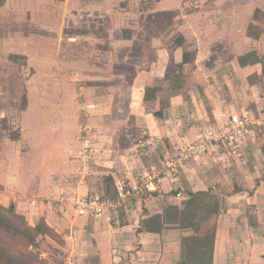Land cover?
<instances>
[{"label":"crops","instance_id":"1","mask_svg":"<svg viewBox=\"0 0 264 264\" xmlns=\"http://www.w3.org/2000/svg\"><path fill=\"white\" fill-rule=\"evenodd\" d=\"M12 1L16 12L10 20L15 28L3 38L2 55L7 53L23 60L35 58L31 62L37 68L50 70L58 55L55 52L59 48L53 45L58 38L36 31L25 35L22 24L25 22L30 29L39 24L47 30H55L60 23L67 26V19L71 18L66 11L77 2L80 9L82 1L74 0L69 5L70 0H65L57 4L63 5V14L48 4L46 17L31 20L23 13L27 0ZM127 2L134 6L133 0ZM93 3L99 8L112 4L110 0ZM6 5L7 1L0 0V13L4 11L5 15L10 14ZM192 5L193 0L183 2L187 13L182 15L178 11L181 19L175 22L185 25V31L178 30L184 32V41L176 39L163 26L165 22L159 20L158 24L154 16L160 33L151 38L144 30L145 44L138 43L141 46L134 44L139 34L130 32L134 30L133 24L121 27L115 19L103 23L101 14H95L93 24L86 20L85 13L80 17V27L84 30L87 25L93 26L94 33L82 30L73 36L66 35L68 43L76 42L79 49L85 50L79 60L80 77L85 82L108 79L113 62L108 59L103 63L100 57H111L110 54L116 58L117 67L121 63L134 74L131 81L115 87L107 83L95 85V91L103 92L93 97V107L89 106L95 115L83 117L94 138L93 160L80 155L85 147L79 136L80 118L69 115L70 109L64 105L55 108L60 102L53 97L41 102L40 106H45L40 111L36 107L33 112L32 107L21 113L36 116L37 126L25 124L16 130H5L0 140V204L20 215L25 226L34 228L37 250L45 244L56 249L57 254L43 260L45 263L182 264L187 260L188 264H197V237L208 231L214 235V243L212 259L204 264H264L261 126L249 130L245 144L239 148L242 163L232 150L233 156L228 154V159L224 154L217 156L218 164L214 155H209L207 168L212 173L208 174L194 162L175 175L167 174L165 168L156 164L157 156L174 151L173 144L181 146L196 138L198 120L208 127L222 125L240 118L242 113L257 117L264 108V0H210L205 9H212H204L201 14L192 10ZM54 10L62 14L60 19H56ZM161 11L159 7L158 12ZM150 21L152 17L148 15L143 27L145 23L151 25ZM67 27L66 31L73 28L71 23ZM118 30L125 35L120 36ZM131 45L132 52L127 49ZM64 47L68 51L73 49L66 44ZM202 52L207 54L205 60L200 58ZM44 56L49 57L47 63L51 68L41 66L46 63ZM86 88L84 91H88ZM5 117L2 115V119ZM69 122L75 125L67 133ZM41 123L45 138H41L38 130ZM25 134L42 143L29 147L23 138ZM140 138L146 142L140 144ZM39 154L44 156L38 158ZM153 167L161 171L154 179L155 190L131 208L95 216L79 215L74 210L77 195L111 192L117 183L135 182L140 175L153 171ZM214 169L222 170L226 180L221 182ZM225 184L228 188L218 194L215 185ZM52 192L59 194L60 201L48 202ZM193 194L216 200L218 209L198 207Z\"/></svg>","mask_w":264,"mask_h":264},{"label":"rangeland","instance_id":"2","mask_svg":"<svg viewBox=\"0 0 264 264\" xmlns=\"http://www.w3.org/2000/svg\"><path fill=\"white\" fill-rule=\"evenodd\" d=\"M5 1H7V5H6L8 6L7 11L10 10V14L5 15L4 11L0 13V140H2L5 134V130H8L10 128L16 130V128L23 127L25 124L27 126L29 125L32 126L33 124L34 126H37L38 123L37 120L35 119L36 116H32L34 118L33 120L31 115L26 113L24 114L21 113L23 111L26 112L29 109L31 110L32 107H33L32 108L33 112H36L35 110L36 107H38L40 111V109H42L40 107L45 106L44 104L40 106L41 102L47 99L48 97H53L55 101L60 102L54 105L55 108L62 107L64 105L67 109H70L69 115H73V116L77 115L75 117L77 119L78 117L80 118V122H79L80 130L89 129L90 128L89 125L85 124L87 123L86 118H90L91 116L95 115V112L89 108V106L92 108L93 107L92 104H94L93 103L94 100H92V98L95 97L96 95H102L103 93L101 92L102 91L101 89L99 90L97 89L100 92L95 91L96 89L95 85L103 86L107 83L109 86L111 85L112 87H115V85L118 83L132 80V76L134 74L130 71L129 68L127 69L126 66L122 67L121 63L117 67L116 63H114L116 62V58L114 57L113 54H110L111 57L110 56L100 57L103 63L108 59H109L108 62L110 63L113 62L112 72L110 73L108 79H105V81L103 80L88 81L87 83L83 80V78L80 77L79 71L81 65L79 60L83 59V57L80 56V53L84 52L85 50L83 48L79 49V46L76 42L68 43L66 40L67 39L66 35L73 36L82 33L83 29L82 27H80L79 24V20L82 14L85 13L86 20L89 19L90 20L89 22H91L92 24L95 19V14L102 15V16L100 15L101 17L99 16V18L101 21H103V23H109L110 20L115 19L118 21V24H120L121 27L123 25H128V24H130V27H132L133 24V26H135L134 30H130V32L139 34V40L135 41L134 43L136 46H141L138 43L145 44L143 38V35H146L145 33H150L151 38L156 37L157 33H160V29L155 27V25L157 26V23L156 21L153 20V16L156 20H158V24H159V20L165 22V24L167 25L164 24L163 26L164 27L166 26V29L168 31H171L173 34H175L176 39L178 40L181 39V41H184L182 34H184L183 31L186 30L185 25L183 23L175 25V22H180L181 19L180 13H178V11H181V14L182 12L183 14L187 13L188 9L182 6V3L186 2V0H133V2H135L134 6L132 5V3L127 2L129 0H110V3L112 2V4L110 5L107 4L106 7H100L101 10L93 3L94 0H79L82 1L81 2L82 7L80 9L78 8V4H77L78 2L73 3L71 5V1L74 0H70L69 5H71L72 7H69L70 9L66 11L67 13L66 16H69L71 18V19L69 18L67 19L68 25L69 23H71L73 27L70 31H66L68 28L67 24H66L67 26H65V24L63 26L61 23L60 25L55 26L56 27L55 30L44 29L43 27L39 26V24L37 26L36 24H34V27L30 29L25 22L22 24L23 26L22 33H24L25 35H27L29 31H36L35 33H42V34L49 33L47 34L48 36L58 38L56 39V41L53 42V45L56 48H59L60 50V51L58 50V52L57 51L55 52L58 55L53 59L54 66L52 68H54V70H51L52 68L47 63V59L49 57L44 56L45 57L44 61L46 63H41V66L43 68H51V69L47 71H42L39 67L37 68V66H35L33 62H31L34 61L35 58L34 59L25 58L23 60L20 57L8 56L7 53L2 55V48L4 46L3 38L7 37V35L11 33L15 28V25L10 20V17L11 16L13 17L14 12H16V9H13L15 6L13 1L12 0H5ZM32 1L33 4H31V0H27L28 5L23 9V13L25 12V15L27 14V19L30 20L35 17H46L47 16L46 7L48 4L52 5L51 7H53L56 6L57 4L64 2L65 0H32ZM208 3H210V0H193L192 10L199 11V14H201L200 12H204V9L208 6ZM56 7L58 8V10H61L63 14L64 12V9L62 8L63 5H58ZM66 7L68 6H65V8ZM113 7L114 8L116 7V9L114 10ZM159 7L162 8L161 13L158 12ZM148 9L150 10V12L146 13V10ZM211 9L212 8H208L205 9V11H209ZM54 11H55L54 15L56 19H60L62 14L61 13L58 14L57 10ZM41 12L43 13V15L38 16V13ZM50 15H53V13L51 12ZM148 15L152 17V21H150L152 24L148 25L145 23V28H144L142 23L145 20L147 21ZM211 16L216 17L214 13H212ZM153 21L155 22L154 26H153ZM114 27H116V25ZM182 29L183 31H178ZM119 30L116 31V33L120 34V36L125 35L122 34V32ZM144 30L145 33L143 32ZM50 31H52V33H50ZM83 32L94 33L95 31L93 26L87 25L86 29L84 28ZM124 32H127V30ZM47 35H43V36H47ZM70 40L75 41V39H68V41ZM65 44L66 46L71 47L73 49L71 51H68V49L64 47ZM197 44L201 45L199 44L198 41ZM118 45L119 44L117 42L116 47ZM132 48H133L132 45L131 47H127V49L130 52H132ZM137 51L138 48H135V52ZM200 55H201L200 58H202V60L206 59L207 54H205V52H202ZM91 59L95 60V58H91ZM138 60H141V57H139ZM200 62L202 61L200 60ZM91 68L93 69L92 66ZM87 86L88 88H86V90L88 91H84V88ZM260 111H262V114L257 113V117H255L254 114L250 116V114L246 115L245 113H242V116L239 118V121L234 122L230 119L222 125L214 124L209 127L207 126V123L198 120L197 124L199 127L198 129L199 132L197 134H202L204 137L203 141L198 140V142L205 143L206 149L204 150V152H202L198 157L191 158L189 162H185L184 165H181L185 160L181 148L187 146V144L192 141L189 140L184 142V144L181 146L180 145L176 146L173 144L174 151L173 152L170 151V153H168L167 155L164 154L161 156H157V158L155 159L156 164L158 163L157 164L158 167H161L163 169L165 168L167 174L175 175L176 173L182 172V170H187L189 163L194 162L201 168V171L208 174V172L212 173V169L208 170L207 168L209 165L208 160H210L208 159V156L211 155L212 157L214 155V157L216 158L215 160L218 164L217 156H222V154H224V157L228 159V154L233 156V154H231L232 150H234L235 155L237 154V157H239L238 159L239 162L242 163L243 161V158L241 157L242 151L240 152L239 148L241 147V145L245 144L247 140L246 135L249 134L250 131L255 128V125L257 126L259 125L264 129V125H263L264 108L260 109ZM4 114L6 117L5 119H2V115ZM26 116L28 117L27 119H25ZM83 117L86 118L83 119ZM72 124L75 125V122L68 123L69 126L66 129L67 133H69L70 132L69 130L73 127ZM42 127L44 128V124L41 123V127L38 130L39 133L41 134V138H45L43 137L45 130ZM213 130L216 132L217 136H220L219 139L215 140L212 137L209 138L206 137V135L207 134L210 135V132ZM90 132H92V130H90ZM81 133L82 132L80 131V134ZM23 138L24 141L26 142V145H28L29 147H31L30 144L32 146H35L36 145L35 143L38 142L42 143V141L37 142L34 136H30V135L27 136L25 134ZM93 139L94 138H92V140ZM195 139L196 138H194L193 140ZM55 140H57V137H55ZM42 156L44 155L39 154L38 158ZM92 156L94 158L93 153ZM173 162L174 164H172ZM231 166L233 167V165ZM224 171L225 174H228L227 169H224ZM214 172L215 174L219 175L221 182H223V179L226 180V178L222 176V170L214 169ZM55 178L58 179L56 175ZM201 178H203L204 181L206 180V178L204 179V177L202 176ZM214 188L216 189L215 191L218 194H220V191L222 192L224 190L223 188L226 189L228 188V186L226 184L218 185V186L215 185ZM57 195L59 194L58 193L55 194V192H52L50 198H47L48 202L50 201V203H53L54 200L57 199ZM0 211L6 213L8 218L11 217L14 224L17 225L19 228L25 227L24 219L20 215L14 213V211L4 208L2 206V203L0 204ZM188 227L192 229L193 226L189 225ZM206 228L207 226L205 225V229ZM4 238L6 239L7 242L17 247L20 246L22 242H24L20 236L18 237L12 233L9 234L6 233ZM190 239L192 240V238ZM30 248L34 250L33 254L35 255L34 256L35 259L42 261L43 263H45L43 260H47L53 255L57 254L56 249L45 248V251L50 254L47 259L41 260L38 258L39 256L37 253V249L35 248V244H31ZM196 250L199 253V247H196ZM190 252L191 249L189 248V253L187 254L189 257H190Z\"/></svg>","mask_w":264,"mask_h":264},{"label":"built area","instance_id":"3","mask_svg":"<svg viewBox=\"0 0 264 264\" xmlns=\"http://www.w3.org/2000/svg\"><path fill=\"white\" fill-rule=\"evenodd\" d=\"M232 121H239V118H234ZM80 131L82 132L80 134V138L85 142V147L80 152V155L87 156L88 161H90L93 158L92 152L96 150L93 147L92 136L89 135V129H81ZM206 137H212L215 140L220 138L214 130L210 132V135L207 134ZM198 140H204L202 134H198L195 140H192L187 144V146L181 148L183 151L182 154L185 158L181 165H184V163L189 162L191 158L198 157L202 152H204L206 149L205 143L198 142ZM138 142L143 144L146 140L144 138H140ZM172 164H174V162ZM160 173L161 171L158 170L157 167H153V171L140 175L135 182L121 181L117 183L111 192L77 195L73 203L74 210L79 215L95 216L107 212L118 213L122 209H126L128 207L131 208L137 200H140L144 195L155 190L154 179L158 177ZM180 194L181 193L178 192V195ZM45 248L52 249L48 244H46L43 248L38 249V258L41 260L47 259L50 254L45 251Z\"/></svg>","mask_w":264,"mask_h":264},{"label":"trees","instance_id":"4","mask_svg":"<svg viewBox=\"0 0 264 264\" xmlns=\"http://www.w3.org/2000/svg\"><path fill=\"white\" fill-rule=\"evenodd\" d=\"M193 200L198 207H216L218 203L216 200H205L202 195L193 194ZM9 233L20 236L24 242L20 246H15L6 241L4 236ZM35 230L34 228L25 226L19 228L14 224L11 217L0 211V264H45L42 261L36 260L34 250L30 248L31 244H35ZM199 243V262L197 264H204L205 261L212 259L214 235L209 232L200 234L198 237ZM182 264H188L184 260Z\"/></svg>","mask_w":264,"mask_h":264}]
</instances>
